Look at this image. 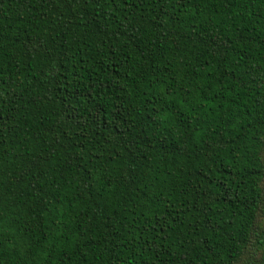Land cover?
<instances>
[{
	"label": "trees",
	"instance_id": "1",
	"mask_svg": "<svg viewBox=\"0 0 264 264\" xmlns=\"http://www.w3.org/2000/svg\"><path fill=\"white\" fill-rule=\"evenodd\" d=\"M0 264H264V0H0Z\"/></svg>",
	"mask_w": 264,
	"mask_h": 264
}]
</instances>
